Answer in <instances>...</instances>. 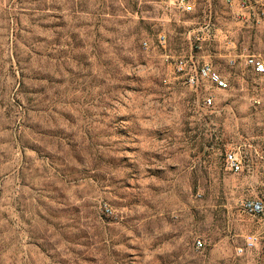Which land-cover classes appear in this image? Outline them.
<instances>
[{"label":"rangeland","instance_id":"1","mask_svg":"<svg viewBox=\"0 0 264 264\" xmlns=\"http://www.w3.org/2000/svg\"><path fill=\"white\" fill-rule=\"evenodd\" d=\"M193 1L0 0V264H264V216L240 208L264 195V76L223 44L264 57V20ZM209 19L229 87L204 107L167 56Z\"/></svg>","mask_w":264,"mask_h":264},{"label":"built area","instance_id":"2","mask_svg":"<svg viewBox=\"0 0 264 264\" xmlns=\"http://www.w3.org/2000/svg\"><path fill=\"white\" fill-rule=\"evenodd\" d=\"M235 16L240 21L250 20L259 24L264 20V0H235ZM229 7L234 4L233 0H227ZM174 9L183 14H190L195 9L193 0H171ZM217 28L211 22H206L192 28L187 35L188 50L180 55L170 57L172 73L178 80H181L190 89L202 94L201 104L204 107H211L215 102L214 91L226 90L229 87L228 80L215 68L212 62L202 53L204 47L210 45L217 39ZM161 46H165L166 37L164 34L157 36ZM227 53L224 59L230 68L242 63L250 73L256 76H264V57L260 55L238 52L232 39H223ZM142 47L147 49L148 42L143 41ZM169 57V58H168ZM226 167L234 172L243 170L242 159L235 152H228L224 157ZM241 210L250 217L264 216V195L256 198L245 199L240 203ZM261 237L256 233L247 235L240 246L234 248L236 257H243L258 250ZM202 246L201 241H196V248Z\"/></svg>","mask_w":264,"mask_h":264}]
</instances>
